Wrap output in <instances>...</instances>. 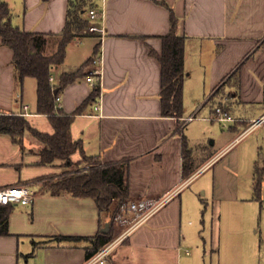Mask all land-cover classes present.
Wrapping results in <instances>:
<instances>
[{"label":"crops","instance_id":"1","mask_svg":"<svg viewBox=\"0 0 264 264\" xmlns=\"http://www.w3.org/2000/svg\"><path fill=\"white\" fill-rule=\"evenodd\" d=\"M6 1L15 26L55 36L73 0ZM159 1L174 11L178 34L185 37L181 118L197 116L185 126L181 118L161 115L156 55L161 54V36L170 29V11ZM91 8L98 13L94 21ZM84 17L88 26L68 44L64 61L52 67L51 85L58 87L61 74L78 71L96 45L102 56L100 84L94 88L86 81L93 63L83 67L81 77L57 91L58 112L74 114L97 89V96L74 116L73 139L81 140L85 155L100 166H124L128 202H164L137 223L124 212L126 223H119L129 226L117 234L92 198L50 192L48 184L63 176L68 165L41 163V143L29 133L21 146L0 133V189L26 185L32 191L29 204L9 206L0 264H84L89 242L58 238L93 237L105 224L115 238L126 232L108 264H264V171L258 196L253 188L256 166L264 168V121L254 125L264 116V0H92ZM53 38L46 54L56 50ZM195 77L200 88L193 84ZM36 89L32 77L19 83L13 50L0 37V113L21 115L27 106L31 126L51 134L48 117L37 113ZM218 108L235 120L228 128L215 119ZM215 122L232 136L218 150L204 142ZM254 133L253 142L236 149ZM184 140L192 159L188 176ZM81 158L77 151L70 163ZM210 204L209 239L203 215ZM223 207L227 213L220 220Z\"/></svg>","mask_w":264,"mask_h":264},{"label":"trees","instance_id":"2","mask_svg":"<svg viewBox=\"0 0 264 264\" xmlns=\"http://www.w3.org/2000/svg\"><path fill=\"white\" fill-rule=\"evenodd\" d=\"M92 0L70 1L65 26L55 36H48L35 32L25 31L13 24V14L6 0H0V37L2 43L13 50V63L19 83L26 77H32L37 82V113L46 115L53 127V133H43L33 128L28 119L22 115L0 113V133L9 135L12 140L23 145L27 132L41 143V163L50 164L54 161H65L70 164V157L80 151L82 159L97 164L94 157L86 156L82 150L81 140H75L71 134V124L74 116L82 111L87 102L97 96V89L74 114L66 115L58 112L54 90H62L68 84L76 81L83 75V67L93 63L99 54V45H96L93 56L74 73L60 75L58 87L51 85L49 77L53 66L64 61L68 44L87 26L89 21L84 17L88 2ZM168 7L164 1H159ZM92 4V3H91ZM93 7V4L91 5ZM169 8V7H168ZM170 11V29L161 36L162 50L156 55L161 66L160 103L161 115L180 119L183 116V87L185 80L184 56L185 37L178 34V19L174 11ZM49 37L56 38L57 47L51 54L44 52L50 42ZM53 38V39H54ZM153 54V53H152ZM184 175L188 176L187 167L191 164V151L186 140L183 142ZM80 164V162H78ZM264 168L256 166L253 188L256 196L260 193ZM191 173V172H189ZM53 195L69 193L76 197L92 198L110 226L119 213L122 204L129 199L128 187L124 182V166L112 164L101 166L90 172L66 175L48 184ZM11 204L0 205V235H8V217ZM62 241H87L86 258H90L98 250L115 239L112 230L98 231L93 237L61 236Z\"/></svg>","mask_w":264,"mask_h":264},{"label":"built area","instance_id":"3","mask_svg":"<svg viewBox=\"0 0 264 264\" xmlns=\"http://www.w3.org/2000/svg\"><path fill=\"white\" fill-rule=\"evenodd\" d=\"M89 17L92 21L96 20L98 17L97 10L95 8H91L89 10ZM102 63V56L99 52L95 60L93 61V68L90 70L89 75L86 78V81L94 86L96 88L99 87L100 79L102 76V70L97 65H100ZM49 81L51 84L54 81L53 76L49 77ZM59 96L55 95V101L56 103L59 101ZM28 107H25V112L21 115L24 117H28L30 114L27 112ZM96 110H99V104L95 106ZM217 116L215 119L224 127L228 128L230 122L235 121L234 119L227 116L226 113L222 112L219 108L216 110ZM197 119L196 114H192L188 117L181 118L183 126L186 124L194 121ZM264 121V116L260 117L255 124H260ZM88 168L86 167L84 171H86ZM32 198V191L31 189L26 185H15V186H8L5 188L0 189V205H7V204H21V205H27L31 202ZM164 202V199L156 202V203H148L145 201H135V202H128L124 203L121 206L120 213L117 215L116 219L122 223L125 224L126 221L123 218L124 212H130L134 215V221L136 223L148 216L156 207H158L160 204ZM126 232H124L119 237L115 238L112 242L98 250L94 255H92L90 258L86 259L84 264H108V257L110 252L113 250V248L120 242L123 241L125 238Z\"/></svg>","mask_w":264,"mask_h":264},{"label":"rangeland","instance_id":"4","mask_svg":"<svg viewBox=\"0 0 264 264\" xmlns=\"http://www.w3.org/2000/svg\"><path fill=\"white\" fill-rule=\"evenodd\" d=\"M86 18H87V16H85ZM199 76V75H198ZM200 77V76H199ZM193 81V84L195 85V87H197V88H200L201 87V84L198 82V81H196V77L192 80ZM194 95V94H193ZM195 98L193 97V96H190V102H192L193 100H194ZM193 124H197L196 122L195 123H193ZM27 133H29V132H27ZM30 135H31V133H29ZM26 135V134H25ZM236 135V134H235ZM235 135H233V137L235 136ZM257 135V133H254L251 137H249L248 139H245L244 141H242V143H240V145H238L237 147H236V149H238V148H245L246 146H248V144H250L251 142H253V141H251L255 136ZM231 135H229L228 134V131H226V129H223L222 127H221V125L219 124V123H214L213 124V128L212 129H210L209 131H208V134H207V136H206V138H205V140H204V142H205V145H207V146H210V147H212V149L213 150H218L222 145H224L227 141H229L230 139H231ZM233 139V138H232ZM211 141H216V145L215 146H211ZM40 143V142H39ZM253 144V143H252ZM236 146V145H235ZM236 149H234V150H236ZM40 150H41V148H40ZM255 160L256 161H258V164H262V161L260 160V158H259V154L258 153H255ZM78 162H80V164H78ZM78 162H72V163H67V162H65V161H62V163H63V165L65 166H69V170L68 171H66L64 174H63V176H66V175H73V174H79V173H85V172H90V171H92V170H94V169H97V168H100L101 166H100V164L99 163H97V164H93V163H91V162H86V161H84L82 158L80 159V161H78ZM262 166V165H261ZM88 168L86 171H84L85 170V168ZM208 174L209 175H211V173L209 172V173H207V175L206 176H208ZM63 176H61V177H63ZM205 176V177H206ZM205 177H201L198 181H196V183L194 184V186L196 185V184H198L200 181H202V180H204V178ZM210 178V177H209ZM59 179V178H58ZM57 179H55V181H56ZM54 182V181H53ZM209 183H211V180L209 179ZM208 197V196H207ZM119 213H120V211H119ZM118 213V214H119ZM227 213V209H225L224 207H223V210H222V212H221V218H220V220H222V218L224 217V215ZM117 214V215H118ZM117 215H116V217H117ZM128 215V214H127ZM126 215V217H128ZM219 216V215H218ZM116 217H115V219H114V221L112 222V225L111 226H113L114 227V231L117 233V234H119L120 232H122L123 230H125L128 226H129V224L128 225H125V226H121V224L119 223V221L116 219ZM130 217V216H129ZM216 217H217V213H216ZM201 215L199 216V219L201 220ZM212 218H214V215H212V209H211V204L208 206V207H206V209H205V206H204V215H203V219L205 220V226H206V230H205V234H206V238L208 237L209 239H210V237H211V224H212ZM198 219V220H199ZM199 222V221H198ZM110 224V223H109ZM121 226L120 227V229L118 228V226ZM112 234H113V232H112ZM114 235V234H113ZM115 236V235H114ZM189 251H190V253L192 254L193 253V251L191 250V248H189L188 249ZM221 258H226V256L225 255H222L221 256ZM205 259V258H204ZM209 259H210V257L208 256L207 258H206V260L209 262Z\"/></svg>","mask_w":264,"mask_h":264},{"label":"water","instance_id":"5","mask_svg":"<svg viewBox=\"0 0 264 264\" xmlns=\"http://www.w3.org/2000/svg\"><path fill=\"white\" fill-rule=\"evenodd\" d=\"M57 91H58L57 89L54 90L53 94L56 95L57 94ZM107 231H108V224H105L104 228L102 229V232H105L106 233Z\"/></svg>","mask_w":264,"mask_h":264}]
</instances>
